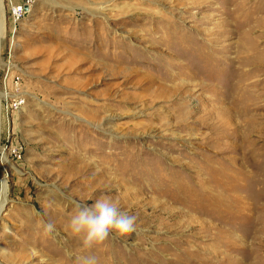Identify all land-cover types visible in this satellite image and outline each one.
Wrapping results in <instances>:
<instances>
[{"label": "rangeland", "instance_id": "1", "mask_svg": "<svg viewBox=\"0 0 264 264\" xmlns=\"http://www.w3.org/2000/svg\"><path fill=\"white\" fill-rule=\"evenodd\" d=\"M2 1L0 264H76L106 197L99 264H264V0Z\"/></svg>", "mask_w": 264, "mask_h": 264}, {"label": "clouds", "instance_id": "2", "mask_svg": "<svg viewBox=\"0 0 264 264\" xmlns=\"http://www.w3.org/2000/svg\"><path fill=\"white\" fill-rule=\"evenodd\" d=\"M136 221V216L121 213L118 202L107 197L98 199L92 205L75 202L68 219V228L82 245L76 264H99L93 249L103 244L110 235L124 237L136 232ZM43 231L51 234L55 231V225L45 223Z\"/></svg>", "mask_w": 264, "mask_h": 264}, {"label": "bare ground", "instance_id": "3", "mask_svg": "<svg viewBox=\"0 0 264 264\" xmlns=\"http://www.w3.org/2000/svg\"><path fill=\"white\" fill-rule=\"evenodd\" d=\"M3 29H4V6H3V1L0 0V42L3 35ZM2 96L5 97V95ZM0 105H1V101H0ZM3 154L1 155V159L5 160V156ZM4 171L5 170L1 171L2 179H1V191H0V211L5 205L7 192H8V182L6 178V173H4Z\"/></svg>", "mask_w": 264, "mask_h": 264}, {"label": "built area", "instance_id": "4", "mask_svg": "<svg viewBox=\"0 0 264 264\" xmlns=\"http://www.w3.org/2000/svg\"><path fill=\"white\" fill-rule=\"evenodd\" d=\"M33 0H20L17 4L11 6L10 9V17L13 21L20 19L22 14L25 12L24 6L29 7ZM20 100L18 98L12 99L11 106L17 107L20 104Z\"/></svg>", "mask_w": 264, "mask_h": 264}, {"label": "water", "instance_id": "5", "mask_svg": "<svg viewBox=\"0 0 264 264\" xmlns=\"http://www.w3.org/2000/svg\"><path fill=\"white\" fill-rule=\"evenodd\" d=\"M24 9H25V10H27V9H28V7L25 5V6H24Z\"/></svg>", "mask_w": 264, "mask_h": 264}]
</instances>
